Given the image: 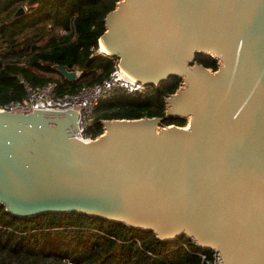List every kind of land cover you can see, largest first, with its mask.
<instances>
[{"label": "water", "instance_id": "water-1", "mask_svg": "<svg viewBox=\"0 0 264 264\" xmlns=\"http://www.w3.org/2000/svg\"><path fill=\"white\" fill-rule=\"evenodd\" d=\"M105 25V54L129 76L182 78L166 117L190 125L104 121L84 141L76 111H0V205L19 218L79 213L161 242L186 237L215 254L209 264H264V0H121Z\"/></svg>", "mask_w": 264, "mask_h": 264}, {"label": "trees", "instance_id": "trees-1", "mask_svg": "<svg viewBox=\"0 0 264 264\" xmlns=\"http://www.w3.org/2000/svg\"><path fill=\"white\" fill-rule=\"evenodd\" d=\"M121 0H0V106L34 89L56 84L58 96L103 83L118 59L99 53L105 20ZM20 9L25 13L18 15ZM64 32V34H62ZM195 61L217 71L209 54ZM77 72L67 80L57 69ZM173 76L142 94L115 90L96 107L85 136L104 134V121L160 118L162 127H185L186 119L167 118L166 99L182 86ZM203 256L205 258H203ZM215 254L186 237L159 241L154 233L133 230L79 213L19 218L0 205V264H209Z\"/></svg>", "mask_w": 264, "mask_h": 264}, {"label": "built area", "instance_id": "built-area-1", "mask_svg": "<svg viewBox=\"0 0 264 264\" xmlns=\"http://www.w3.org/2000/svg\"><path fill=\"white\" fill-rule=\"evenodd\" d=\"M99 53L106 55L100 50ZM23 84L26 90L25 99L0 106L1 112L27 114L34 112V110L76 111L80 115L78 137L84 141L92 140L85 136V132L91 124V117L96 107L102 100L108 98L115 90H123L128 95L136 96L144 93L147 88L144 83L129 76L121 68L119 62L103 83L84 87L76 94L58 96L56 92L57 87L54 83L38 89H34L24 81ZM203 258L205 257L203 256Z\"/></svg>", "mask_w": 264, "mask_h": 264}, {"label": "bare ground", "instance_id": "bare-ground-1", "mask_svg": "<svg viewBox=\"0 0 264 264\" xmlns=\"http://www.w3.org/2000/svg\"><path fill=\"white\" fill-rule=\"evenodd\" d=\"M100 50L103 52V53H109L108 52V49L106 48V46H105V44H104V42H103V40L101 39L100 40ZM127 73V72H126ZM128 74V73H127ZM129 75V74H128ZM190 120H191V118H189Z\"/></svg>", "mask_w": 264, "mask_h": 264}, {"label": "rangeland", "instance_id": "rangeland-1", "mask_svg": "<svg viewBox=\"0 0 264 264\" xmlns=\"http://www.w3.org/2000/svg\"><path fill=\"white\" fill-rule=\"evenodd\" d=\"M101 49V48H100ZM101 51V50H100ZM187 120V124H186V126L185 127H188L189 125H190V119H186ZM91 121H92V117H91Z\"/></svg>", "mask_w": 264, "mask_h": 264}]
</instances>
